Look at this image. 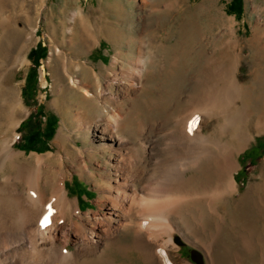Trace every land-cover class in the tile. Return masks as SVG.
Wrapping results in <instances>:
<instances>
[{"label": "rangeland", "instance_id": "1", "mask_svg": "<svg viewBox=\"0 0 264 264\" xmlns=\"http://www.w3.org/2000/svg\"><path fill=\"white\" fill-rule=\"evenodd\" d=\"M230 2L0 0V138L5 134L14 136L17 132L20 136L14 147L21 152L17 162L33 166L37 155L44 157L50 165L46 171L48 178L51 168L61 165L53 154L62 150L66 157L63 162L67 172L66 189L81 208L80 213L73 211L75 216L80 214L84 218L86 212H104L103 206L108 202L105 197L109 185L108 170L113 172L117 161L116 152L90 149L96 146L94 132H84L86 124L77 120V112L92 107L89 113L100 116L111 106L117 107L126 115L123 121L126 125L120 134L128 135L132 142L143 124V133H146L143 142L151 158L146 162L140 160L137 166L138 169L143 166L153 168L149 177L157 184V181H165V173L169 176L177 170V161H174L178 156H174L173 151L170 154L171 150L165 152L168 151L166 145L174 144L183 151L189 147L180 140L176 143L179 137H184L177 130L178 121L186 113L191 95L199 93L204 97L206 90L202 79L205 70L237 64L243 93L238 90L239 86L219 83L218 77L213 98L216 114L207 119L204 126L207 135L231 144L237 151V194L218 201L223 213L230 210L229 223L224 225L221 237L214 241V256L211 257L204 241L206 235H212L216 230L213 221L207 223L206 229L199 225L195 235L184 226L180 229L173 224L175 247L162 251L164 264H198L191 258V251L195 249L201 253L203 264H264V216L247 219L237 212V220L233 217L242 199L258 187L262 180L260 175H264V0H244V12L239 17L228 11ZM140 52L146 57L142 86L124 88L119 82L126 84L128 77L120 72L122 69L132 71ZM115 57L118 63L113 65ZM115 72H119V82L113 79ZM74 78L91 84L95 92L103 89L113 95H108L111 98L105 101L102 96L95 103L86 101L73 84ZM29 80L37 82L34 97L24 93ZM244 100L252 111L247 123L251 139L246 148L233 136L236 105H241ZM30 116L32 122L22 126ZM168 132L173 133V138ZM151 147L158 151L152 153ZM69 150L74 151L66 156ZM160 158L164 160L163 165L158 163ZM164 158L169 161L166 169ZM82 159L88 162L90 172H80L78 163ZM209 161L201 170L211 168L191 170L188 175H196L197 181L210 178L209 181L215 182L217 163L215 159ZM157 164L160 167L154 170ZM6 167L0 172L1 179L16 172L9 164ZM138 184L141 185V181ZM195 203L184 204L181 213L189 215L187 211H191V206L204 205L201 201ZM242 204L251 209L249 200ZM187 218L197 224L193 216ZM173 220L178 219L174 217ZM156 223L157 220H153L155 229L165 227ZM72 233L85 237L83 230L73 229ZM177 237L183 244L176 242ZM118 239V245H131L133 250L128 257L122 253L124 250H111V256L117 255L119 260L131 264H150L149 257L132 245L133 229L123 231ZM74 247L70 241L69 248Z\"/></svg>", "mask_w": 264, "mask_h": 264}, {"label": "bare ground", "instance_id": "2", "mask_svg": "<svg viewBox=\"0 0 264 264\" xmlns=\"http://www.w3.org/2000/svg\"><path fill=\"white\" fill-rule=\"evenodd\" d=\"M86 43L90 45V41ZM145 58V54L140 52L132 71L122 69L120 74L128 77L126 84L118 81L119 72H115L113 79L124 88H141L146 69ZM22 61L27 62L25 58ZM117 63L118 58L115 57L113 65ZM237 71L236 63L223 64L205 70L202 79L206 90L204 97L199 93L191 95L189 107H187V111L185 110L186 113L179 121L177 118V130L184 137H179L176 143L180 140L185 146L189 144V147L183 151L184 149L181 150L174 144L166 143L165 150L168 151L165 152L168 153L171 150L170 154L173 151L174 156H178L175 157V161L172 160L177 161L175 163L177 170L169 176H166L168 173H165V181H157V184L154 183L156 180L153 181L149 177L153 168L143 166L138 169L137 166L140 160L146 162L148 158H151L147 155V146L143 142V124H140L138 134L132 142L128 135L120 134L126 125L123 122L126 115L117 107L111 106L107 113L100 116H92L89 113L92 107L77 112V120L86 124L87 129L84 132L86 134L94 132L96 146H92L90 149L102 153L107 150L116 152V162L120 163L115 162L113 172L108 170L109 185L105 190L108 202L103 206L104 212L99 214L86 212L84 218L80 214L73 215L74 210L79 211L81 208L76 201L69 197L66 189L67 172L63 165L66 157L62 155V150L59 151L60 153L57 151V154H53L59 159L61 165L51 168L48 178L46 171L50 165L44 157L37 155L33 166L17 162V157L21 153L17 152L14 147L20 136L17 132L14 133V136L13 134L12 136L6 134L2 136L0 138V172L6 169L8 164L12 169H16V172L5 175L4 179L0 178V264H131L123 259L119 260L117 255L111 256L110 253L111 250L119 249L121 252L124 250L122 253L125 257L130 255L133 250L131 245H118L120 234L129 229L135 231L132 245L149 257L147 261L150 264H164L165 256L162 251L170 246L175 247L173 224L180 229L184 226L189 229V233L195 235L199 225L206 229L209 225L207 223L210 221L216 224V230L212 235H206L204 245L210 257L214 256V241L224 232V225L229 223L227 217L230 214V210H227L226 214L221 211L219 205L221 202L218 203V201L227 195L232 197L237 194L238 184L235 171L239 167V162L235 147L211 138L204 132V126L206 120L216 114L214 111L216 103H213V98L218 77L219 83L223 82V84L233 87L239 86L238 90H241V94L243 93ZM72 82L80 89L83 98L89 102L98 100L100 96L105 101L107 98H111L108 95H113L103 89L95 92L91 84L80 79L74 78ZM114 98L120 100L119 97ZM236 107L233 136L243 148H246L251 139L247 123L252 111L245 100ZM15 127L16 124H14V130ZM171 141L174 143V140ZM149 150L152 153L158 151L152 147ZM72 151H66V156ZM167 158H164L165 169L169 163ZM211 159H215L217 163L216 172H214L218 175L215 182L212 183L214 180L209 181L210 178H206V181L203 182L197 181L196 175H188L191 170H201L205 166V162L211 161ZM163 161L160 158L159 165ZM159 165L157 164L154 170L156 167H160ZM78 167L82 174L88 170L91 171L86 159L80 160ZM209 168L206 167L202 170ZM260 178L262 180L258 182V187L254 191L252 190L251 194L247 193L242 199L241 205L239 204L235 209L234 219L237 220V212H241L247 219L264 216V175L261 174ZM138 181H141L142 184L139 185ZM245 200L250 201L251 209L242 204ZM200 201L204 203L202 207L193 205L192 209L190 208L191 211H187L189 215L181 213V207L184 204L192 205ZM190 215L194 217L197 224H192L188 220L187 217ZM174 217L178 220L174 221ZM71 220L73 223L70 222ZM153 220H157L156 224L160 223L163 227L165 225V229L160 227L155 229ZM71 228L75 231L83 230L85 237L73 234ZM253 228L256 229L254 226ZM70 241L73 242L74 249L69 248ZM119 246L122 249L118 248Z\"/></svg>", "mask_w": 264, "mask_h": 264}, {"label": "trees", "instance_id": "3", "mask_svg": "<svg viewBox=\"0 0 264 264\" xmlns=\"http://www.w3.org/2000/svg\"><path fill=\"white\" fill-rule=\"evenodd\" d=\"M228 11L231 13H235L237 15V17L241 16L244 12V0H231V2L228 5ZM37 82H32L31 80H29V83L27 85V88L25 89L24 93L25 96H29V94L31 95L30 97H34V95L36 94L35 91L37 89L36 86ZM33 117L30 116L28 118V120L24 123L25 126L26 123L28 122H32ZM249 149H247L244 153L246 154L248 152Z\"/></svg>", "mask_w": 264, "mask_h": 264}, {"label": "water", "instance_id": "4", "mask_svg": "<svg viewBox=\"0 0 264 264\" xmlns=\"http://www.w3.org/2000/svg\"><path fill=\"white\" fill-rule=\"evenodd\" d=\"M176 242L178 244H183V242L181 240H179V238H176ZM191 258L196 261L198 264H203V260H202V255L198 250H192L191 251Z\"/></svg>", "mask_w": 264, "mask_h": 264}]
</instances>
